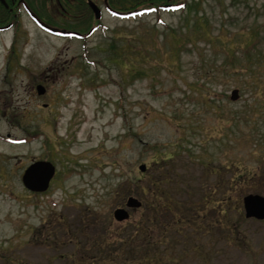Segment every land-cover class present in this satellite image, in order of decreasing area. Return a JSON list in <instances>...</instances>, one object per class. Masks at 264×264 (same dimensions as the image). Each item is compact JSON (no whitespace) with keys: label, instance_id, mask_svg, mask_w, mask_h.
Instances as JSON below:
<instances>
[{"label":"rangeland","instance_id":"obj_1","mask_svg":"<svg viewBox=\"0 0 264 264\" xmlns=\"http://www.w3.org/2000/svg\"><path fill=\"white\" fill-rule=\"evenodd\" d=\"M96 3L100 20L75 22L80 38L46 33L23 6L15 25L0 31V264H92L93 256L101 264H147L138 259L143 249L120 240L145 209L130 208L123 221L113 212L130 195L152 196L149 173L163 179L159 187L174 207L217 188L221 176L237 172L233 163L256 173L234 198L240 191L264 196V91L248 88L252 75L240 68H254L240 47L250 28L264 24V0H201L198 13L135 17ZM49 9L46 17L57 24L45 22L62 28L53 18L58 9ZM203 13L219 40L184 42L176 63L167 26L188 34ZM207 73L218 77L207 83L215 90L209 96L195 85ZM39 84L44 93L37 94ZM233 89L238 99H230ZM41 160L55 174L45 192L33 193L21 176ZM216 206L207 208L214 207L211 231L174 234L170 242L179 245L164 264H264V220L240 222L243 208L233 211L234 202L227 217L239 230H227L213 224ZM101 234L109 246L97 249L91 242Z\"/></svg>","mask_w":264,"mask_h":264},{"label":"trees","instance_id":"obj_2","mask_svg":"<svg viewBox=\"0 0 264 264\" xmlns=\"http://www.w3.org/2000/svg\"><path fill=\"white\" fill-rule=\"evenodd\" d=\"M17 1L18 0H6V3L10 8L14 7ZM25 1L34 13L45 20H48L46 14L44 13L49 9V5V12L51 7L58 9L60 16H53V18L57 20L59 19V23L69 29L78 30L75 22L88 24V26H90L92 24L91 21L95 20L91 12L88 14L84 13V10L80 5L83 0ZM175 1L176 0H108V4L112 10L125 16H137L142 15L143 13L152 11L158 12L159 10L169 8H171V10H184L187 14H189L191 12L198 13L201 0L198 2L196 1V3L193 1L192 3L194 4L189 3L187 0H183L176 6V8H174L173 5H175ZM169 5L172 6L169 7ZM7 11L8 8H5L2 4H0V24L3 23L1 19L4 18V15L1 13H7ZM76 11L80 12L77 13ZM204 16L205 13L201 16H195L191 29H188V34L182 33L180 29L167 26L169 32H171L174 36L173 38L176 44V47H174L175 55L177 56L175 58L176 63L179 61V51L184 42L194 43L198 40H208L210 43L215 44V42L219 40V34H215V29L212 28L209 19L207 18V20H205ZM11 19L13 18L10 16V20ZM5 20H8V18ZM50 23L56 24L54 21H50ZM203 23L206 24L207 28L202 26ZM98 24L99 23H97V25ZM262 27L264 28V24L261 27L255 26L250 28L251 35L248 41L244 46L240 47V53L242 56H246L249 59L248 63L254 65V68L240 65V68L242 67L244 73L250 71L252 80H247L246 86L248 88L250 87L254 91H257V89L264 91V88H261L264 81V52L260 48V46L263 45L262 42H264V30ZM252 57L254 60L250 61ZM258 73L260 75L256 76ZM215 75L216 74L207 73L205 80L201 82V84L196 82L195 85L199 88L201 87V89L202 87L203 89L206 88L203 91H209V96L211 94L210 91L215 90H212L207 83H210V80H216L218 77ZM217 95L219 96V94ZM230 167H234V171L237 170V172L235 171V173H230V175L224 174L221 176L216 183L217 188L213 187V190L205 191V193H203L198 200L189 202V204L183 202L185 205L181 204L180 206H177V203L176 207L173 206L170 198L166 197L165 192L162 194V187L159 186H161L163 179L160 177H152L153 174L149 173L147 177H150V188L151 185L153 188H151L148 193L149 195L152 194V196H144L142 198L144 203L142 208L145 210L139 220L137 222H128L125 231L120 232V240L122 242L121 246H130L132 249H143L144 251L138 258L140 262H146L147 264H150L151 262L152 264H164L167 262L165 261L167 254L171 253L176 245H179V243L170 242L172 239L171 237H174V234L182 237H185L186 235L198 237L204 236L211 231V226L208 220L210 212L208 210H213L214 207L211 209L207 208L214 202L217 203L215 209L217 210L218 215L216 217L217 220H215L213 224L221 225L224 229L231 231L237 228V223H233L232 225L230 224L227 214L229 213V210L232 209V203L234 202L235 208H233V211L235 210L236 212H239L241 210L242 193L240 191L239 197L235 198L233 194L237 195V189L241 184L245 183L248 185L249 182L253 180L256 173H250L247 170L239 171L240 168H238V165L234 163L231 164ZM217 169L221 171L222 167ZM207 173L210 174L209 170H207ZM156 186L159 187L157 190H160L159 196L156 194ZM154 195L156 197H154ZM218 196H220V198H217ZM245 220L246 218L243 215L240 222ZM237 230H239V228H237ZM116 235L118 234L116 233ZM107 240H109V237L106 238L104 234H101V236L93 240L91 244H93L97 249H100L99 247H106V245L109 246ZM155 246H157V249L159 248V250L154 255L152 252ZM149 254L151 256H149ZM91 262L92 264H99L101 261L97 258V256H93Z\"/></svg>","mask_w":264,"mask_h":264},{"label":"water","instance_id":"obj_3","mask_svg":"<svg viewBox=\"0 0 264 264\" xmlns=\"http://www.w3.org/2000/svg\"><path fill=\"white\" fill-rule=\"evenodd\" d=\"M5 4L4 0H0ZM90 6L93 10L95 19H99L101 17V10L90 1ZM34 16V15H33ZM35 17V16H34ZM41 25L48 31L53 33H58L61 35H73L79 37L80 34L76 31H68L65 29H60L57 27L49 26L43 22ZM37 93H44L45 88L42 85H38L36 87ZM239 93L238 89H233L230 95L231 100L238 99ZM140 171L145 169V165H140ZM55 173V167L49 161H34L31 163L23 172L21 181L22 184L34 192H42L45 191L48 186L51 178ZM242 205L244 210V216L246 218H254L257 220H264V196L260 194H247L242 199ZM141 206V201L133 196H129L126 199L125 207L126 208H138ZM126 208L118 207L114 210L113 216L117 221H123L129 218V212Z\"/></svg>","mask_w":264,"mask_h":264},{"label":"flooded vegetation","instance_id":"obj_4","mask_svg":"<svg viewBox=\"0 0 264 264\" xmlns=\"http://www.w3.org/2000/svg\"><path fill=\"white\" fill-rule=\"evenodd\" d=\"M88 1L89 0H83L81 3L79 2L80 5L82 6L83 10H84V13H87V14L90 13V11H92V9L90 7V3ZM102 1H103V3H107L108 2V0H106V2L104 0H102ZM6 6L8 7V5H6ZM12 11H13V9L10 7L8 9L7 13L6 12L1 13L2 15H4V18L1 19V21L5 22V19L9 18L11 16V14L14 15L15 13L12 12ZM76 12L79 13L80 11H76ZM5 25H7V24H2L0 27H4Z\"/></svg>","mask_w":264,"mask_h":264}]
</instances>
